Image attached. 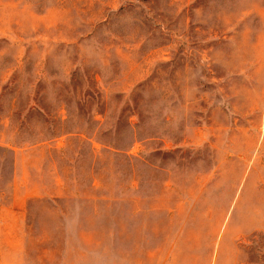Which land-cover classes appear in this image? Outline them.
I'll return each instance as SVG.
<instances>
[{"label":"rangeland","instance_id":"rangeland-1","mask_svg":"<svg viewBox=\"0 0 264 264\" xmlns=\"http://www.w3.org/2000/svg\"><path fill=\"white\" fill-rule=\"evenodd\" d=\"M0 264H264V0H0Z\"/></svg>","mask_w":264,"mask_h":264},{"label":"trees","instance_id":"trees-1","mask_svg":"<svg viewBox=\"0 0 264 264\" xmlns=\"http://www.w3.org/2000/svg\"><path fill=\"white\" fill-rule=\"evenodd\" d=\"M0 151L2 152V154H4L5 152L10 151L8 148H0ZM11 152V151H10Z\"/></svg>","mask_w":264,"mask_h":264}]
</instances>
